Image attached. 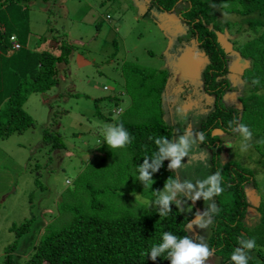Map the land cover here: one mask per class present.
<instances>
[{"label":"rangeland","instance_id":"obj_1","mask_svg":"<svg viewBox=\"0 0 264 264\" xmlns=\"http://www.w3.org/2000/svg\"><path fill=\"white\" fill-rule=\"evenodd\" d=\"M202 2H207L210 8L216 5L215 18L223 22L221 25L215 23L220 29L216 28L219 32L213 39L231 64L234 82L236 79L241 84L249 81V71L246 69L247 72L242 73V67L237 65V53H241L247 68L251 60L239 48L252 37L261 42L264 17L255 13L250 17L241 15L239 10L244 6L239 0ZM27 8L29 48L41 51L50 47L54 32L55 35L64 34L72 51L68 65L60 69L58 84L47 92L32 93L24 104V109L35 121L34 126L23 133L0 138V263L6 249H12L7 253L13 257L14 264H26L35 244L47 230L65 226L77 212L90 214L93 201L99 203L98 206L104 205L103 209L98 207L102 217H120L130 208L132 214H139L142 208H153L157 193L164 190L166 180L171 177H152L154 182L140 190L125 187L126 176L136 175V163L128 150L108 147L104 141L105 127L113 125V120L123 122L119 119L139 126L141 123L158 124L167 116L174 132L170 143H178L179 137L189 130L192 132L190 139H195L201 134L196 129L198 122L214 100L212 93L205 92L202 86L207 59L193 37V30L178 17L179 10L184 8L182 2L170 12L148 0H30ZM247 21L259 29L252 31L251 26L247 30L244 24ZM255 43L253 40L250 44ZM130 65L140 68L141 76L135 74L137 79H141L146 71L168 72L166 93L170 96L171 112L161 111L157 106V99L162 95L135 89L130 94L126 90L122 70ZM240 72L244 80L239 76ZM248 84L242 85L243 93L238 98L245 104L250 102L246 98L250 89ZM120 91L125 94L121 95ZM255 93L257 95L252 99H261L263 92L256 90ZM115 95L118 97H113ZM164 99H159L161 106L165 104ZM223 102L232 103L227 95H223ZM116 107L122 109L119 116ZM109 111L111 120L99 116L98 112L106 116ZM50 112L54 114L55 123L49 131L58 134L62 142L55 148L50 136L49 142L43 140V129L49 126ZM241 123L252 133L250 140H244L239 127ZM262 124L264 120L245 112L242 122L237 125V133L227 135V144L219 148L223 161L224 157L228 161L234 160L238 166L243 164L254 170L257 189L248 183L246 193L249 200L255 194L259 197L257 205L261 199L264 202V139L260 143L254 137ZM203 133V142L197 140L192 151L183 158L182 167L173 170L175 178H171L181 185L191 183L196 186L191 190L187 187L176 190L173 197L175 206L183 209L181 212L193 222L198 219V210L202 215L216 200V196L210 197L209 201H204L203 196L195 202L191 199L199 183L211 174L206 148L209 138L206 130ZM215 134L222 136L217 129L213 131ZM166 159L171 161L170 157ZM91 188H100L94 200L88 194ZM207 188L205 185L204 190ZM118 192L122 193L120 197H116ZM148 192H153L154 201ZM165 194L172 195L170 192ZM142 202L146 205L135 207ZM252 215L254 219L249 227L254 234L261 235L260 220ZM25 221L29 222L26 232L20 234L11 230ZM202 222H210L208 215L203 216ZM190 232L194 243H201L197 238L202 237L212 253L205 264H223L222 257L209 244L211 224L200 227L193 223Z\"/></svg>","mask_w":264,"mask_h":264},{"label":"trees","instance_id":"obj_2","mask_svg":"<svg viewBox=\"0 0 264 264\" xmlns=\"http://www.w3.org/2000/svg\"><path fill=\"white\" fill-rule=\"evenodd\" d=\"M30 0H0V138L9 136L12 133H23L34 126V119L24 109L28 97L32 93H44L53 88L59 82V72L63 66L68 65L69 57L72 51L70 43L65 40L64 34L57 35L52 32V44L41 51L28 47V37L30 35L27 3ZM46 1V0H44ZM152 1L158 8L168 12L177 6L178 2L184 3V8L179 10L180 20L186 18L185 23L193 30V35L198 34L197 42L205 52L207 65L203 70L202 86L205 92L215 94L210 87L221 85L223 81H230L227 85L230 92L237 94L233 102H242L239 96L242 91V85L250 84V101L244 103L243 111H235L230 115L228 106H223L219 101L220 97H215L211 108L206 111L204 117L199 120V126L196 128L203 135L209 138L207 142L208 165L211 174L220 172L222 180L221 186L223 192L216 195L215 204L219 209L218 213H213L210 208L207 209L208 217L211 223L212 232L209 239L210 247L215 253L223 259V264H236L231 256L236 249H240L249 256L248 264H264V202L258 206H253L246 196V186L252 183L255 188L254 173L250 167L234 163V160H227L220 157L219 148L225 147L222 138L237 133V125L242 122L244 113L249 116L264 120V37L259 42L256 37L246 39L245 44L240 46L239 50L247 55L251 63L247 68L243 65L241 53H237V65L242 67V73L249 71V82L242 81L243 84L232 83L233 77L230 66L226 60V54L218 47L214 40L220 29L217 25L223 24L215 18L214 5L212 8L207 6V2L202 0H148ZM244 6L240 9V14L251 16L256 14L258 17H264V0H239ZM245 2V3H244ZM247 4V5H246ZM246 5V6H245ZM258 20V18H256ZM246 20V19H245ZM216 23V25H215ZM224 24L228 25L227 22ZM244 24L247 30L255 31L259 28L254 23L247 21ZM218 27V29H216ZM239 33V31H237ZM54 35V36H53ZM13 36L20 44L19 49H13L10 37ZM212 36V37H208ZM214 38V39H213ZM255 40V44H250ZM236 49L238 46L234 43ZM235 50V49H233ZM115 58V56H112ZM138 66L130 65L123 71L126 79V90L131 94L132 90L154 92L155 95H162L165 101L169 98L167 95V82L169 80L168 72L146 71L141 79H137L135 74L141 76V70ZM239 76L244 80V76ZM217 78H220L217 81ZM241 80V79H240ZM255 80V82H254ZM253 83H250V82ZM249 84L247 86H249ZM136 86V88L134 87ZM220 89L221 95L225 94V85ZM220 87V86H218ZM120 90V89H118ZM117 90V91H118ZM256 90L263 93L261 99L252 97L257 95ZM127 93V92H126ZM167 95V97L165 96ZM117 97V96H116ZM115 97V98H116ZM159 97L157 106L160 108ZM243 103V102H242ZM233 105H235L233 103ZM166 107V106H165ZM236 107V106H235ZM252 110V111H251ZM100 117L110 118V111L105 116L98 112ZM242 119V120H241ZM107 120V121H109ZM114 121L115 124H122L131 137V143L126 147L135 161L134 177L126 176L125 187L140 190L144 183L138 179L139 167L147 158L148 164L152 165L155 159V153H158L161 145L156 144V140L163 137L171 142L167 125L163 122L158 124L137 123L131 121ZM230 122H232L230 124ZM54 114L49 113V126L43 129V140L49 142L51 137L52 146H61L62 142L59 135L52 134L49 130L54 125ZM158 125V126H157ZM259 127L256 138L257 142L264 139V124ZM249 126L251 124L249 123ZM220 130L222 136L213 135V131ZM199 147V146H198ZM121 149V148H119ZM170 160L164 159L157 171L149 168L151 177L169 176L175 178V173L168 168ZM134 181L132 183V180ZM100 188H91L88 194L92 200L97 196ZM154 196L151 192H148ZM116 194V193H115ZM224 195L223 198H220ZM121 192L116 194L120 197ZM92 212H77L73 215L71 221L63 227L50 228L35 244L34 249L27 259L26 264H171L170 259H166L167 253L157 255L155 260L151 259V249L154 245L159 246L163 243V234L169 232L177 237L188 236L192 238L188 222L191 218L186 217L173 202L170 203V212L167 216H160L163 206L155 203V206L149 210L142 208L139 214H132L130 209L123 216L102 217L100 209L104 205L91 202ZM90 204V205H91ZM146 203L136 205L143 207ZM120 209H122L119 204ZM252 210L254 212H252ZM108 212V209L107 211ZM260 220L263 230L261 235L254 234L249 227V223L254 219L253 215ZM29 222L25 221L21 226L11 228L17 233H24L28 229ZM256 242V247L249 250L245 247V242ZM240 241V242H239ZM11 246L10 248H13ZM12 249H6L4 259L0 264H14L11 254ZM167 251V250H165Z\"/></svg>","mask_w":264,"mask_h":264},{"label":"clouds","instance_id":"obj_3","mask_svg":"<svg viewBox=\"0 0 264 264\" xmlns=\"http://www.w3.org/2000/svg\"><path fill=\"white\" fill-rule=\"evenodd\" d=\"M10 40L12 42V46L13 42H17L15 38H13V36L10 37ZM13 49L15 48L13 47ZM103 88L105 90H108L107 86H104ZM120 94H125V91H120ZM116 96L118 97V95H115L113 97ZM235 106V108L239 112L243 111L244 104L242 102L236 103ZM164 109H166L165 106L161 108V111H163ZM115 111L118 116L122 114V109L119 107H116ZM176 111L180 112V109L177 108ZM166 119H168L167 116H164L163 123L167 125V127H169L166 130L169 131V133L171 134L170 138L173 139L174 132L172 131L170 124L165 122ZM231 123L232 122H230V124ZM239 127L240 131L243 133L244 140H250L252 133L249 132L247 126L241 123ZM191 135L192 132L189 130L185 135L179 137L178 143H170L168 139L163 137L157 139V145H161V140H163V144L159 147L158 153L154 154V163L152 165L148 164L147 158H145L144 163L139 167L138 179L141 180L144 185L152 184L154 181L152 180L151 173L148 171V169L152 168V171H157L162 161L169 157L171 158V161L168 165V168L172 170L180 169L182 167L183 158L192 151L193 145L196 144L197 140L201 142H203L204 140V136L202 133L198 134L195 139H190ZM104 141H106L108 147L110 148H123L131 143V137L122 124L107 125L104 130ZM221 180L222 177L220 172H216L215 174L208 176L207 179L200 182L198 185V190H196L195 193L191 196L193 202H195L201 196H203L204 201H209L210 197L221 194L223 192ZM205 185H208L206 191L204 190ZM183 187H187L191 190L196 186L191 183L181 185L175 179L171 178H168L166 180L164 184V190L157 193L158 199L156 203L163 206V210L160 211V216H167L169 214V205L171 202H173L175 191L182 189ZM168 192L172 193V195L165 194ZM209 207L213 213H218L219 209L217 208V205L215 203L209 205ZM179 210L182 211L183 209ZM188 210L190 211L191 208H189ZM207 215V212L203 213L202 215L198 213V219L193 223L200 227H207L212 223V221L207 223L202 222L203 216ZM197 239L200 240L201 243H194L188 236L177 237L169 232H165L163 234V243L159 246L154 245L152 247L151 259L155 260L157 255L167 253V256L165 258L170 259L171 264H205V261L212 255V253L210 252L207 244L203 242L202 237H198ZM245 247L249 250L254 249L256 247L255 240L252 239L251 241L245 242ZM231 258L236 261V264H248L249 256L244 254L240 249H236L234 250Z\"/></svg>","mask_w":264,"mask_h":264},{"label":"flooded vegetation","instance_id":"obj_4","mask_svg":"<svg viewBox=\"0 0 264 264\" xmlns=\"http://www.w3.org/2000/svg\"><path fill=\"white\" fill-rule=\"evenodd\" d=\"M183 22H185L186 21V18L185 19H183L182 20ZM187 24V23H186ZM188 25V24H187ZM189 25H191V24H189ZM193 37L196 39V42L198 41L197 40V38H198V34L196 33L195 35H193ZM197 44H198V42H197ZM199 45V44H198ZM200 46V45H199ZM200 48H201V46H200ZM201 52H203V54H204V56H205V52L202 50V48H201ZM206 57V56H205ZM207 59V58H206ZM207 63H208V61H207ZM207 63H206V65H207ZM219 79L220 78H217V81H219ZM236 81H237V83H236ZM236 81H235V83L236 84H240L241 85V82H238L239 80L238 79H236ZM247 82H249V81H247ZM228 83H230V81H228V82H226V81H223V79H222V83H221V85L219 84V85H216L215 87H210L209 89H212V90H214L216 93L215 94H212L211 95V97H213V96H215V97H220V103L223 105V106H228V107H226V108H228L227 110H225V111H230L229 113H230V115H234L233 113L235 112V111H238L236 108H235V105H233V103L234 104H236L237 103V101L236 102H233V100L236 98V96H237V94L235 93V92H230L229 91V87L227 86V85H229ZM232 83H234V79H233V81H232ZM250 83H252V81L250 82ZM225 85L224 87H225V94L224 95H227L228 97H229V99L232 101V103H230V104H228V102L227 103H225V102H223V95H221V92H220V89L223 87L222 85ZM218 86H220V87H218ZM208 93V92H207ZM210 93V92H209ZM242 96V93L240 94V96L239 97H241ZM215 100V99H214ZM243 102V101H242ZM170 103H171V101H170V96H169V98L165 101V106H166V109H167V111H169V112H171V110H172V108H170ZM246 103H247V101H246ZM243 104H244V102H243ZM239 112V111H238ZM226 136L225 137H223L222 138V140H223V143L224 144H227V140H226Z\"/></svg>","mask_w":264,"mask_h":264},{"label":"water","instance_id":"obj_5","mask_svg":"<svg viewBox=\"0 0 264 264\" xmlns=\"http://www.w3.org/2000/svg\"><path fill=\"white\" fill-rule=\"evenodd\" d=\"M246 196H247V193H246ZM248 197V196H247ZM249 199V198H248ZM254 200V203L253 202H251V201H253ZM253 205H255V206H258L257 205V202L259 201V197L255 194L254 195V198L252 199V200H249ZM201 214V211L200 210H198L197 211V214ZM198 218V217H197ZM192 224H193V221H189L188 222V227L191 229L192 228ZM190 225V226H189Z\"/></svg>","mask_w":264,"mask_h":264},{"label":"built area","instance_id":"obj_6","mask_svg":"<svg viewBox=\"0 0 264 264\" xmlns=\"http://www.w3.org/2000/svg\"><path fill=\"white\" fill-rule=\"evenodd\" d=\"M13 47H14L15 49L19 48V44H18L17 42H13ZM105 88H106V87H105Z\"/></svg>","mask_w":264,"mask_h":264},{"label":"crops","instance_id":"obj_7","mask_svg":"<svg viewBox=\"0 0 264 264\" xmlns=\"http://www.w3.org/2000/svg\"><path fill=\"white\" fill-rule=\"evenodd\" d=\"M178 120H180V118H179ZM165 122L169 123V120H168V119H166V120H165Z\"/></svg>","mask_w":264,"mask_h":264}]
</instances>
